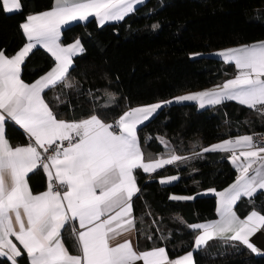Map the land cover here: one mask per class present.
I'll return each mask as SVG.
<instances>
[{"label": "snow or ice", "instance_id": "6c2138e0", "mask_svg": "<svg viewBox=\"0 0 264 264\" xmlns=\"http://www.w3.org/2000/svg\"><path fill=\"white\" fill-rule=\"evenodd\" d=\"M143 3L145 0H54L51 10L26 17L21 29L27 43L21 50L12 57L0 50V258L10 264H18L17 258L24 255L14 240L24 249L29 264H195L192 251L170 260L165 247L137 252L130 240L112 243L118 235L136 229L132 205L140 192L136 170L154 173L184 159L171 154L146 162L138 126L162 106L187 101L205 108L233 100L264 113V42L219 53L238 71L216 89L131 108L115 124L105 123L96 114L80 121L57 119L44 99V93L58 85L74 87L68 81L70 69L74 57L84 52L78 38L67 46L61 43L62 28L90 17L102 27L123 20ZM21 8L20 0H0L4 12ZM38 45L51 53L55 66L29 84L21 79V66ZM7 121L23 131L29 141L26 145L10 144L5 136ZM203 151L231 153L239 175L227 189L209 190L219 198L218 220L187 225L200 230L195 250L214 239H227L258 253L250 238L264 229V214L253 210L241 219L233 208L242 197L254 202L255 194L264 193V146L253 135H243ZM37 169L46 173L48 184L46 191L34 194L27 178ZM178 178L159 182L168 184ZM170 199L194 197L173 195ZM68 229L76 255L63 242L62 230Z\"/></svg>", "mask_w": 264, "mask_h": 264}, {"label": "trees", "instance_id": "16d2710c", "mask_svg": "<svg viewBox=\"0 0 264 264\" xmlns=\"http://www.w3.org/2000/svg\"><path fill=\"white\" fill-rule=\"evenodd\" d=\"M20 3L22 8L17 12L0 10V50L8 57L27 43L21 29L26 17L54 6V0ZM77 38L84 52L70 69L68 81L74 87L58 85L47 90L44 99L56 117L66 121L96 114L113 123L131 108L199 93L233 77L235 66L210 54L263 41L264 0H148L117 23L102 27L95 19L76 23L63 31L62 43ZM54 66L55 60L45 50L34 49L22 66V78L33 83ZM105 104L109 106L102 107ZM263 129L264 121L257 111L232 101L205 109L172 103L140 126L141 149L147 160L171 154L184 159L153 174L135 172L140 192L132 205L139 251L165 247L171 259L193 251L198 231L187 225L216 218L217 198L204 192L221 191L238 175L226 155L203 149ZM6 133L15 144L27 143L22 130L12 124L7 125ZM171 176L179 178L168 184L159 182ZM30 183L35 193L43 191L44 173L31 174ZM173 195L194 199L171 200ZM253 199L243 198L237 204L241 217L253 210L264 214V193L255 194ZM70 234V229L64 231L63 239L69 251L77 254ZM193 256L195 264H264V255L221 239L209 241ZM19 262L29 264L26 256ZM0 264L10 262L0 258Z\"/></svg>", "mask_w": 264, "mask_h": 264}, {"label": "crops", "instance_id": "0c3cea01", "mask_svg": "<svg viewBox=\"0 0 264 264\" xmlns=\"http://www.w3.org/2000/svg\"><path fill=\"white\" fill-rule=\"evenodd\" d=\"M148 0H145V2H147ZM144 4V3H143ZM140 5H142V4H140ZM140 5H137L136 6V8L137 7H139ZM51 10V9H50ZM17 11H19V10H14L13 12H11V13H14V12H17ZM47 11H49V10H47ZM45 12V11H44ZM40 13H43V12H40ZM40 13H35V14H31V15H37V14H40ZM130 15V14H129ZM128 16V15H127ZM126 16V17H127ZM125 17V18H126ZM91 19H94V18H89V20H91ZM88 20V21H89ZM88 21H84V22H80V23H86V22H88ZM122 21V20H121ZM26 22V21H25ZM117 22H120V21H111V22H107L105 25H107V24H113V23H117ZM76 23H79V21L78 22H73V23H71L69 26H65L64 28H62V30H61V43H62V39H63V31L66 29V28H68V27H70V26H72V25H74V24H76ZM104 26V25H103ZM26 37V36H25ZM27 40V39H26ZM260 42H264V40L263 41H260ZM73 43V42H72ZM257 43H259V42H257ZM63 44V43H62ZM69 44H71V43H69ZM69 44H63V45H65V46H67V45H69ZM254 44V43H253ZM81 45H82V43H81ZM247 45H252V44H247ZM83 46V45H82ZM242 46H245V45H242ZM238 47H241V46H237V47H232V48H227V49H223V50H220V51H217V52H214V53H212V54H210L211 56H217V57H219V58H221V59H223L224 60V58L222 57V56H220L219 55V53H221V52H224V51H226V50H228V49H233V48H238ZM42 49V50H45L51 57H52V55H51V53H49L45 48H43V47H41V46H37L36 48H34V49ZM33 49V50H34ZM81 55V54H80ZM7 56V55H6ZM79 56V55H78ZM77 57V56H76ZM76 57H74V59L76 58ZM27 58V57H26ZM53 59H54V57H52ZM55 60V59H54ZM225 61V60H224ZM74 62V61H73ZM228 63V62H227ZM233 65H234V63H232ZM23 66V65H22ZM22 66H21V79L23 80V78H22V72H23V69H22ZM235 66V65H234ZM236 68V67H235ZM238 71V70H237ZM237 75V73L233 76V77H231V78H229V79H227V80H225L222 84H220V85H223L226 81H228V80H230V79H233L235 76ZM44 76V75H43ZM24 81V80H23ZM31 84V83H30ZM219 85V86H220ZM217 88V86L216 87H213V88H210V89H208V90H212V89H216ZM206 91V90H205ZM227 101H232V102H236V103H238L237 101H233V100H226V101H224V102H227ZM183 103H189V104H196L197 106H198V102H196V101H187V102H183ZM223 103V102H222ZM153 104H155V103H153ZM179 104H182V103H179ZM149 105H151V104H149ZM142 106H147V105H141V106H137V107H142ZM166 106V105H165ZM212 106H215V105H210V106H206L205 108H208V107H212ZM199 107V106H198ZM134 108H136V107H134ZM205 108H201V109H205ZM154 116V115H153ZM152 116V117H153ZM151 117V118H152ZM150 118V119H151ZM57 119H60V120H64V119H61V118H58L57 117ZM149 119V120H150ZM148 120V121H149ZM64 121H66V120H64ZM148 121H146V122H148ZM105 122V121H104ZM145 122V123H146ZM105 123H107V122H105ZM144 123V124H145ZM8 124H12V125H14V126H16L18 129H20L17 125H15L13 122H11V121H7L6 122V124H5V136H6V138L9 140V142H10V144L12 145V146H18L19 144H15V143H13L11 140H10V138H9V136L7 135V133H6V129H7V125ZM143 124V125H144ZM140 126H142V125H139L138 126V129H139V127ZM21 130V129H20ZM23 132V131H22ZM245 135H253V134H245ZM239 136H243V135H239ZM138 137H139V134H138ZM236 137H238V136H236ZM236 137H232V138H228V139H224V140H221V141H219V142H216V143H214V144H212V145H215V144H218V143H222L223 141H225V140H229V139H235ZM26 139H27V137H26ZM29 141H28V139H27V143H28ZM26 143V144H27ZM26 144H22V145H26ZM211 146V145H210ZM210 146H208V147H210ZM206 153H218V154H223V155H226L227 156V158H228V160L231 162V153H228V152H223V151H209V152H206ZM168 157H159V158H156V159H151V160H147L146 158H145V160H146V162H154L155 160H158V159H167ZM170 158V157H169ZM182 160V159H181ZM181 160H178V161H176L175 163H177V162H179V161H181ZM174 163V164H175ZM231 164H232V166L237 170V173H238V175H239V171H238V169L236 168V166L235 165H233V163L231 162ZM172 165V164H171ZM168 165H165L164 166V168L165 167H167ZM254 167H255V165H254ZM163 169V168H162ZM159 170H161V169H158L157 171H159ZM37 171H42L43 173H44V175H45V179H46V188L43 190V191H41V192H38V193H42V192H44V191H46L47 190V184H48V179H47V176H46V173L42 170V169H37V170H35L33 173H35V172H37ZM156 171V172H157ZM156 172H154V173H156ZM33 173H30L29 174V176H28V184H29V186H30V188H31V190H32V192L34 193V194H38V193H35L34 191H33V189H32V186H31V183H30V176H31V174H33ZM146 174H153V173H146ZM238 175H237V177H238ZM237 177H236V179H237ZM165 178H167V177H165ZM236 179H235V181H236ZM137 180V179H136ZM235 181H233V183L235 182ZM55 183V182H54ZM172 183V182H171ZM233 183H231L230 185H232ZM137 185H138V182H137ZM229 185V186H230ZM228 186V187H229ZM138 187H139V185H138ZM227 187V188H228ZM227 188H225V189H227ZM225 189H223V190H225ZM223 190H221V191H223ZM217 192H219V191H217ZM259 193V192H258ZM203 195H212V196H215L216 198H217V207H218V200H219V198L215 195V193H213V192H211V191H206V192H204V194ZM135 197V196H134ZM133 197V198H134ZM243 198H247V197H242L241 199H243ZM133 201V200H132ZM240 202V200L234 205V208H233V210L236 212V214L241 218V219H244V218H246L251 212H249L245 217H241L239 214H238V212H237V204ZM256 211V210H255ZM259 212V211H258ZM260 213V212H259ZM133 215H134V212H133ZM219 219V215H218V213H217V210H216V218L214 219V220H211V221H215V220H218ZM207 222H210V221H207ZM203 223H206V222H203ZM199 224H201V223H199ZM67 227V226H66ZM198 232L200 231V230H197ZM63 232H64V230H62V233H61V235H62V237H63ZM226 235H230V234H226ZM13 240H14V238H13ZM124 240H130L131 241V243H132V245H133V247H134V249L137 251V252H140L139 251V249H138V246H137V235H136V230L134 229V230H131V231H127V232H124L123 234H121V235H118L117 237H116V239L115 240H113L112 241V243L113 244H117V243H120V242H123ZM221 240H227V239H221ZM14 242L15 243H17V246L21 249V252L22 253H24V255H22L21 257H23V256H26V253H25V251H24V249L22 248V246L21 245H19V243L18 242H16L15 240H14ZM63 242H64V244H65V241H64V239H63ZM250 242L251 243H253L254 244V246L258 249V253H255L256 255H264V229H262L260 232H257L254 236H252L251 238H250ZM239 243V242H238ZM241 244V243H240ZM65 246L67 247V245L65 244ZM67 249H68V247H67ZM69 250V249H68ZM167 251V250H166ZM194 251H196L195 250V246H194V248H193V253H194ZM70 252V251H69ZM71 253V252H70ZM71 254H73V255H76L75 253H71ZM78 254V253H77ZM168 254V253H167ZM187 254V253H186ZM186 254H183V255H180V256H178V257H176V258H174V259H171L170 257H169V259L170 260H175V259H177V258H179V257H181V256H184V255H186ZM21 257H19V258H17L18 259V264H20V262H19V259L21 258ZM27 257V256H26ZM28 263H29V261H28ZM137 264H143V262L141 261V262H137Z\"/></svg>", "mask_w": 264, "mask_h": 264}, {"label": "built area", "instance_id": "2783aa9c", "mask_svg": "<svg viewBox=\"0 0 264 264\" xmlns=\"http://www.w3.org/2000/svg\"><path fill=\"white\" fill-rule=\"evenodd\" d=\"M258 112V111H257ZM258 114L260 115V117L262 118V120L264 121V113L258 112ZM118 120V119H117ZM115 120L113 122V124H115V122L117 121ZM253 138L255 141H257L261 146H264V129L260 132H257L255 134H253ZM67 143V142H65Z\"/></svg>", "mask_w": 264, "mask_h": 264}, {"label": "rangeland", "instance_id": "374dc122", "mask_svg": "<svg viewBox=\"0 0 264 264\" xmlns=\"http://www.w3.org/2000/svg\"><path fill=\"white\" fill-rule=\"evenodd\" d=\"M193 56H197V57H198V56H201V54H194ZM157 103H158V102H157ZM163 107H164V106H162L159 110H157V112H156L154 115H156L157 113H159V111H160L161 109H163Z\"/></svg>", "mask_w": 264, "mask_h": 264}]
</instances>
